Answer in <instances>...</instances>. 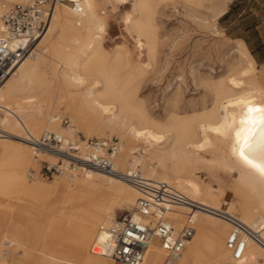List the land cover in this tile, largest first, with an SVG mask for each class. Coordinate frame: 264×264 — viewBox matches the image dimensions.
Returning a JSON list of instances; mask_svg holds the SVG:
<instances>
[{
  "label": "bare ground",
  "instance_id": "bare-ground-1",
  "mask_svg": "<svg viewBox=\"0 0 264 264\" xmlns=\"http://www.w3.org/2000/svg\"><path fill=\"white\" fill-rule=\"evenodd\" d=\"M24 1L0 0V37L6 35L3 5ZM163 1L84 0L82 13L69 4L57 5L32 53L0 83V194L8 187L11 212L0 235V264H113L104 255L105 229L125 207L133 208L131 214L139 218L134 208L143 193L119 175L81 169L74 176L63 174V180L58 176L32 180L29 171L37 170L39 161L56 164L58 160L52 153L36 151L27 139V134L39 138L45 131L66 139L77 138L79 132L87 137L95 132L117 134L118 171H128L133 160L148 180L166 182L193 200L196 233L178 264L206 260L264 264V248L253 240L244 258L233 261L226 246L232 225L212 212L226 208L252 227L264 220V175L239 157L235 138L247 105L264 107V73H258L255 59L242 44L227 65L228 73L212 83L209 107L193 109L188 115L174 107L165 121L156 117L137 92L157 62L153 15ZM190 1L202 5L206 0ZM226 1L203 5L210 19L216 21L225 13ZM104 4L129 6L124 22L137 35L135 62L129 49L106 47L107 23L99 13ZM49 60L53 62L50 77L40 74V64ZM60 107L71 113L66 127L61 124L64 110L58 112ZM139 149L144 154L134 156ZM210 162L235 177L232 190L239 195L237 202L227 201L225 189L202 178L201 173L210 176L206 171ZM28 207L33 210L27 211ZM190 210L186 205L175 207L171 217L181 225ZM162 254L159 245L152 243L143 264H157Z\"/></svg>",
  "mask_w": 264,
  "mask_h": 264
},
{
  "label": "built area",
  "instance_id": "built-area-1",
  "mask_svg": "<svg viewBox=\"0 0 264 264\" xmlns=\"http://www.w3.org/2000/svg\"><path fill=\"white\" fill-rule=\"evenodd\" d=\"M83 3L84 0H25L14 5L3 3L1 18L6 35L0 37V83L32 53L38 38L49 25L50 13L57 5L69 4L74 11L82 13ZM63 121L66 122V119ZM27 139L36 151L52 153L58 159L56 164L41 161L39 171H29L30 177L36 174L42 179H50L56 174L74 176L81 169H96L123 177L143 193L134 208L139 214L138 219L129 213L115 219L105 229L104 255L110 256L113 264H143L154 242L163 251L157 264H178L188 242L196 233L197 205L186 194L166 182L148 180L140 165L133 160L128 171H118L115 159L121 145L117 138L66 139L58 133L45 131L39 138L27 134ZM133 154H144V150L139 149ZM181 205L191 210L182 224L177 225L171 214L175 207ZM212 212L232 225L226 246L233 261L244 258L250 240L264 248V220L252 227L226 208L213 209ZM8 249L5 254L9 252Z\"/></svg>",
  "mask_w": 264,
  "mask_h": 264
},
{
  "label": "rangeland",
  "instance_id": "rangeland-1",
  "mask_svg": "<svg viewBox=\"0 0 264 264\" xmlns=\"http://www.w3.org/2000/svg\"><path fill=\"white\" fill-rule=\"evenodd\" d=\"M190 0H165L160 2L154 12V21L157 27V62L149 68L142 83L138 86L137 96L147 101L149 110L159 119L165 121L173 108L180 114H192L193 109L201 111L211 105L212 83L228 73L227 65L235 57L237 47L245 45L248 53L253 57V45L264 41V0H243L245 8L243 16L228 19L209 18L208 10L203 5L217 3L221 0H206L199 5ZM196 4V5H195ZM129 9L123 4L102 5L99 13L107 23L105 33L106 47L111 48L117 45L129 49L133 62L139 53L137 46V35L135 31L124 22V14ZM106 11L105 14L102 12ZM50 25V24H49ZM46 27L45 31L49 28ZM255 26H259L255 29ZM130 28V31H128ZM133 30V31H132ZM259 34L262 35L261 39ZM243 41V43H242ZM132 49V50H131ZM142 60H147L146 50L142 51ZM254 58V57H253ZM256 61V60H255ZM258 73H264V62L256 61ZM53 62L49 60L40 64V74L50 77ZM86 83L83 87H85ZM82 89V88H81ZM64 110V111H63ZM62 112V126L70 124L71 113L64 107ZM66 119V122L63 121ZM117 138V134L106 132L87 137L79 132L77 138ZM41 161L36 169L39 171ZM36 170V171H37ZM209 177L201 173L202 178L211 182L216 188L225 189V199L229 202H237L239 195L232 190L235 177L229 175L227 169L210 162L206 167ZM214 175V180L211 176ZM60 180L66 177L63 174H56ZM207 176V177H206ZM34 177H30L34 180ZM40 178V177H39ZM41 180H44L40 178ZM5 193L0 194V235L7 228L11 212L8 205V198ZM10 190V186H9ZM226 207V206H225ZM33 210L28 207L27 211ZM133 208L125 207L118 211L117 218L132 213ZM28 215L29 212H26ZM239 215V213H235ZM14 251V246L12 247ZM22 252H17L21 257ZM204 264H211L208 260Z\"/></svg>",
  "mask_w": 264,
  "mask_h": 264
},
{
  "label": "snow or ice",
  "instance_id": "snow-or-ice-1",
  "mask_svg": "<svg viewBox=\"0 0 264 264\" xmlns=\"http://www.w3.org/2000/svg\"><path fill=\"white\" fill-rule=\"evenodd\" d=\"M239 123L241 127L235 130L238 155L247 165L264 175V107L248 104L246 115Z\"/></svg>",
  "mask_w": 264,
  "mask_h": 264
},
{
  "label": "crops",
  "instance_id": "crops-1",
  "mask_svg": "<svg viewBox=\"0 0 264 264\" xmlns=\"http://www.w3.org/2000/svg\"><path fill=\"white\" fill-rule=\"evenodd\" d=\"M243 0H227L226 1V11L220 17V20L228 19L233 17V15H237L238 17L243 16L245 12V8L242 5ZM259 26H255V29H258ZM262 35L259 34L258 39H261ZM252 54L256 61L264 62V41L260 42L257 45H253Z\"/></svg>",
  "mask_w": 264,
  "mask_h": 264
}]
</instances>
